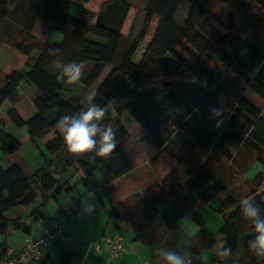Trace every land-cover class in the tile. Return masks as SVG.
<instances>
[{
    "label": "trees",
    "instance_id": "1",
    "mask_svg": "<svg viewBox=\"0 0 264 264\" xmlns=\"http://www.w3.org/2000/svg\"><path fill=\"white\" fill-rule=\"evenodd\" d=\"M72 4L78 7L76 16ZM184 4H189L188 19L180 25L175 13ZM38 19L52 25L62 40L50 44L36 38L32 31ZM6 20L20 30L10 42L15 52L0 71V106L19 100L23 82L36 94L30 119L16 111L0 119V151L13 153L30 142L35 149L42 145L48 156L29 176L16 164H0L4 245L14 230L29 233L26 221L9 219L7 212L37 197L41 203L29 216L44 226L53 223L42 210L69 193L71 187L59 185V177L74 168L85 192L107 201L110 218L131 228L134 242L158 246L164 238L156 225L160 217L177 253L190 264H201L195 258L207 249L214 254L205 264H264L248 249L254 233L240 209L243 196L264 208V191H258L264 183V0H149L143 12L132 0H0V29ZM60 59L85 61L82 78L58 81L55 62ZM229 71L247 84L262 109L239 93ZM79 83L83 89L77 95ZM89 91L97 93L96 102L106 108L103 122L117 133V146L106 157L70 153L57 127L63 115L84 107ZM212 109L222 115L214 116ZM123 119L148 136L144 153L125 149L131 136ZM11 125L26 127L20 140L6 132ZM160 156L175 162L164 179L120 199L119 187L112 184ZM255 163L260 169L249 178ZM214 199L223 220L219 240L197 212ZM185 217L198 228L193 236L179 225ZM224 246L232 249L228 257L219 255ZM70 258L65 253L59 264Z\"/></svg>",
    "mask_w": 264,
    "mask_h": 264
},
{
    "label": "crops",
    "instance_id": "2",
    "mask_svg": "<svg viewBox=\"0 0 264 264\" xmlns=\"http://www.w3.org/2000/svg\"><path fill=\"white\" fill-rule=\"evenodd\" d=\"M19 30L20 26L10 20H6L0 29V50L5 49L9 54L0 70L7 65L15 52L10 47V42ZM32 32L36 38L43 42L50 43L54 41L52 43H57L62 39V35H57L53 31L52 25L42 19L36 21ZM34 52L33 56H37L38 52L37 54ZM17 94L19 95V100L15 104L10 101H5L0 106V119L9 111H16L25 121L35 114L32 100L36 94V88L27 82H23L18 86ZM26 102L29 107L25 105ZM26 131L25 126L18 127L16 125H11L6 128V132L9 135L19 140L25 135ZM31 150H33L34 153H32ZM47 156V153L42 151L40 145L35 149L30 142H27L23 143L19 150L13 153L4 154L0 151V164L4 168L16 164L21 168L24 174L29 176L35 170L43 166ZM171 161L172 160H170V162ZM156 168V165L147 163L144 167L135 169L126 177L113 183L112 185L118 186L121 191H117L118 197L122 199L150 184L161 182L166 172L170 169L160 173L154 170ZM148 170L149 174H146ZM161 178L162 180H159ZM63 184L71 187L69 193L66 195L62 194L57 203L49 201L42 210V213L47 218L52 219L53 223L60 221L67 226L70 239H67L65 242L60 241L46 248L42 253L40 264H59L60 258L65 253L71 256L68 264H142L143 262L147 264H166V262L162 260V250L177 252V246L162 225L160 217L157 218L156 225L164 233L162 242L158 246H143L133 241L134 233L131 228L127 225L118 224L110 218L109 204H107L105 199L100 197L99 200L94 194L85 192V189L80 183V176L74 168L59 177V185ZM212 202L214 201H210L202 206H209ZM40 203L41 198L37 197L28 206L16 207L7 212L9 219H18L21 222L26 221L29 233L26 234L19 230H14L5 245L4 236L0 235V257L4 254V252L1 251L2 245L5 248H17L21 245L25 237L29 235L37 236L39 231L43 227H46L42 224L41 219L38 218L35 220L33 217L29 216L31 210L39 206ZM101 203H103V205H101ZM89 205L94 206L92 210H89ZM217 206L218 205L214 208L208 207L210 208L208 213H202L198 211V209L197 212L204 219L206 229L215 236L216 240H219L221 236L218 234V230L223 220L220 221V219L216 217L218 216L215 212ZM211 218L212 220H216L217 226L213 230L215 232L210 231L208 228ZM183 222H186L185 225H187L188 230L185 225L184 227L181 226ZM179 225L189 236H193L198 230L191 220H186V217L179 222ZM117 233L123 235L125 251L121 258L111 260L109 258L105 239ZM213 254L214 252L212 249H207L196 257L195 260L201 264H205L208 258L213 256Z\"/></svg>",
    "mask_w": 264,
    "mask_h": 264
},
{
    "label": "clouds",
    "instance_id": "3",
    "mask_svg": "<svg viewBox=\"0 0 264 264\" xmlns=\"http://www.w3.org/2000/svg\"><path fill=\"white\" fill-rule=\"evenodd\" d=\"M55 55L57 50H50ZM55 72L58 81L76 82L84 75L85 61L65 62L60 59L55 62ZM95 91H89L83 98L84 107L73 113L63 115L57 122V127L63 135L67 150L73 154L92 153L96 157H106L116 148L117 133L111 125H106V108L96 102ZM214 116L222 113L212 109ZM223 120L217 121V127ZM258 191H264V183L258 185ZM92 210L93 205H89ZM242 216L250 223L254 235L247 241L248 249L258 258H264V208L254 199L243 196L240 200ZM232 252L230 246L222 247L221 257H228ZM162 260L166 264H190L186 257L175 251L162 250Z\"/></svg>",
    "mask_w": 264,
    "mask_h": 264
},
{
    "label": "rangeland",
    "instance_id": "4",
    "mask_svg": "<svg viewBox=\"0 0 264 264\" xmlns=\"http://www.w3.org/2000/svg\"><path fill=\"white\" fill-rule=\"evenodd\" d=\"M148 2L149 0H132V5L136 8V10L138 12H143V10H145L146 6L148 5ZM77 11H78V7L76 4H72L70 6V12L73 14V15H77ZM188 11H189V4H184L182 7H180L176 13H175V21L177 24H180L182 25L187 19H188ZM45 25V24H44ZM140 25V20L138 21L137 23V26ZM57 35L61 34L60 32H57V31H54ZM62 40V39H61ZM52 42L54 41H51L50 44H52ZM37 54V50H35ZM143 52V48L142 46L139 47V49H137L135 55H134V58H133V61H138L139 58L141 57V54ZM8 51L5 50V49H1L0 50V69L1 67L3 66L4 62L6 61V58L8 57ZM1 71V70H0ZM228 79L229 81H231L235 87L237 88V90L239 91V93L242 95V96H246L248 97L249 99L253 100V102L256 104V106H258L260 109H262L263 105L262 103L254 98L251 94H249L247 92V84L245 82H243L241 79H238L236 77V74L234 71H229L228 72ZM83 89V86L79 83L75 89H74V92L79 95V93H81ZM27 107L28 104L26 102L25 104ZM112 115H114V113H112ZM263 117H264V114H263ZM123 124L125 125V127L127 128L128 132L130 133V136H131V142L128 144V145H124L125 149H130L132 151H135L137 152L138 154H141V153H144L145 152V148L148 144V136L146 135V133H144L142 130H140L135 124L134 122L131 120V119H123ZM40 145V144H39ZM42 151L44 153L45 150L43 148L42 145H40ZM231 152H234V150L230 147L229 148ZM38 151V150H37ZM32 153H34L33 150H31ZM169 157L167 156H160L159 158H153L152 160H147L145 161L143 164H141L140 166H138V168H142L144 167L145 165L150 164V165H156L157 168L154 169L156 172H164L168 169H172V167L175 165V162L174 161H171V159H167ZM260 169V164L259 163H255L253 164L250 169L248 170V173H247V177L249 178H252L254 175H256V172H258V170ZM144 171V170H143ZM170 170H168L166 172V174L169 172ZM146 174H149V170L146 171ZM165 174V175H166ZM97 175H100L99 173H97ZM100 179V178H99ZM164 179V177H163ZM159 180H162L159 179ZM211 201H214L212 203L209 204V206H200L198 208V211H201L202 213H208V211H210V208L208 207H211V208H214L216 205H218V199H214V200H211ZM210 202V201H209ZM208 202V203H209ZM218 219H220V221L222 220V218L218 215L216 216ZM187 221L188 218H186ZM212 218L210 219V222H209V230L212 231V232H215L213 231L214 228L217 226L216 225V220H212ZM186 224V222H183V224H181V226L184 227V225ZM187 230H188V227L187 225H185ZM206 262V261H205Z\"/></svg>",
    "mask_w": 264,
    "mask_h": 264
},
{
    "label": "built area",
    "instance_id": "5",
    "mask_svg": "<svg viewBox=\"0 0 264 264\" xmlns=\"http://www.w3.org/2000/svg\"><path fill=\"white\" fill-rule=\"evenodd\" d=\"M142 48L144 50V47ZM64 238L70 239L67 227L60 221L54 222L50 226L43 227L37 236L25 237L19 247L5 248L3 256L0 257V264H39L43 251ZM105 244L111 260H117L123 256L125 244L121 235L107 237Z\"/></svg>",
    "mask_w": 264,
    "mask_h": 264
},
{
    "label": "bare ground",
    "instance_id": "6",
    "mask_svg": "<svg viewBox=\"0 0 264 264\" xmlns=\"http://www.w3.org/2000/svg\"><path fill=\"white\" fill-rule=\"evenodd\" d=\"M66 227H67V226H66ZM67 233H68V228H67ZM117 234L121 235L122 238H123V235H122L121 233H117ZM117 234H115V235H117ZM115 235H113V236H115ZM111 237H112V236H111ZM61 241H62V242H65L66 239L64 238V239H62ZM52 246H53V245H52ZM39 264H40V261H39Z\"/></svg>",
    "mask_w": 264,
    "mask_h": 264
}]
</instances>
